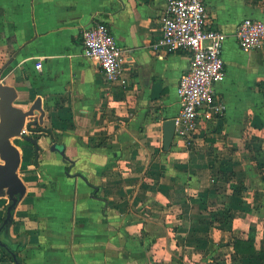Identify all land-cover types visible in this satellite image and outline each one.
Masks as SVG:
<instances>
[{
    "label": "crops",
    "instance_id": "1",
    "mask_svg": "<svg viewBox=\"0 0 264 264\" xmlns=\"http://www.w3.org/2000/svg\"><path fill=\"white\" fill-rule=\"evenodd\" d=\"M205 2L226 36L225 111L166 151L163 122L181 112L190 65L186 52L152 47L167 0H0L1 84L30 113L10 140L26 193L0 241L23 264L264 263V191L257 203L227 177L246 166L234 163L241 153L264 150V47L244 50L236 36L243 19L264 21V0ZM95 20L125 50V85L83 55ZM9 204L0 194V227ZM235 239L254 241L255 254L237 253ZM0 264H15L1 248Z\"/></svg>",
    "mask_w": 264,
    "mask_h": 264
},
{
    "label": "built area",
    "instance_id": "2",
    "mask_svg": "<svg viewBox=\"0 0 264 264\" xmlns=\"http://www.w3.org/2000/svg\"><path fill=\"white\" fill-rule=\"evenodd\" d=\"M160 24L162 35L153 43V49L168 54L186 52L190 56L189 69L178 87L181 112L176 118L175 133L190 144L203 115L212 117L225 111L216 87L227 77L223 55L226 36L213 22L205 0H167ZM236 34L244 50L264 47V21L245 18ZM82 38L83 55L98 64L107 83L125 85V50L118 45L110 28L95 20L83 29Z\"/></svg>",
    "mask_w": 264,
    "mask_h": 264
},
{
    "label": "water",
    "instance_id": "3",
    "mask_svg": "<svg viewBox=\"0 0 264 264\" xmlns=\"http://www.w3.org/2000/svg\"><path fill=\"white\" fill-rule=\"evenodd\" d=\"M1 74L2 73H0V157L5 164L0 165V194H6L10 199V204L7 207L6 217L0 227V233L12 223L13 212L17 207L18 201L22 199L26 193V187L17 175L20 156L17 150L10 144V140L24 133V129L27 126L26 120L30 114L13 106L16 98L15 90L1 84ZM175 133L176 118L164 121L163 144L166 151H168L173 144ZM53 149L55 150L56 147ZM58 150H60L63 157H66L64 147ZM0 245L5 247V244L1 243V241Z\"/></svg>",
    "mask_w": 264,
    "mask_h": 264
},
{
    "label": "rangeland",
    "instance_id": "4",
    "mask_svg": "<svg viewBox=\"0 0 264 264\" xmlns=\"http://www.w3.org/2000/svg\"><path fill=\"white\" fill-rule=\"evenodd\" d=\"M261 136V135H260ZM262 141L264 143V135L261 136ZM258 139V138H257ZM261 139V138H260ZM255 149L254 151H249L248 154L245 156V154H242L238 157L237 162H234L235 164L241 165H246L244 168L243 166L241 167H234L235 169L228 170L227 171V177L228 178H234V181L232 184L237 186L239 190H247V188L250 185V188L253 189V191H256V197H257V203L262 199V195L258 197V193H263L264 191V150L263 149ZM247 167H249L247 169ZM248 171L252 172V175H255L253 177V181H246V179H249L246 176V173ZM226 171V170H225ZM252 178V177H251ZM260 218H264V215L260 216ZM247 260L244 261H239V264H264L263 262H249ZM216 262L210 263V264H215ZM217 264H225L224 262H217Z\"/></svg>",
    "mask_w": 264,
    "mask_h": 264
},
{
    "label": "trees",
    "instance_id": "5",
    "mask_svg": "<svg viewBox=\"0 0 264 264\" xmlns=\"http://www.w3.org/2000/svg\"><path fill=\"white\" fill-rule=\"evenodd\" d=\"M33 124H29L28 127L31 129V131H41L42 129H39L38 126L37 127H32ZM53 136V135H52ZM40 150H37L36 152V157H38ZM36 162V160H35ZM21 246H24L21 245ZM234 247L237 253L239 254H255L256 252V248H255V244L254 241H252L251 239L248 240H242V239H235L234 242ZM1 250L3 249L4 252L7 254V256L15 263H22V260L19 256V254L13 250L11 247H9L8 245H5V247H0ZM15 255V257H14Z\"/></svg>",
    "mask_w": 264,
    "mask_h": 264
}]
</instances>
